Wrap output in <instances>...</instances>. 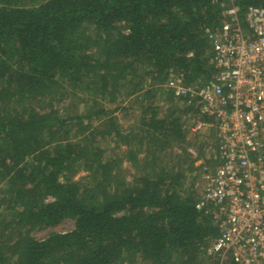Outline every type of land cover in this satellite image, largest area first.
<instances>
[{"label":"trees","instance_id":"1","mask_svg":"<svg viewBox=\"0 0 264 264\" xmlns=\"http://www.w3.org/2000/svg\"><path fill=\"white\" fill-rule=\"evenodd\" d=\"M213 1L0 0V264H220L206 256L218 230L195 208L181 121L192 108L160 115L147 99L153 87L123 133L103 105L122 89L138 93L146 78L160 88L175 73L188 84L207 79L206 30L221 21ZM67 87L79 103L75 90L90 98L61 116ZM108 139L125 147L120 158H103ZM78 171L86 175L73 181ZM65 219L72 230L31 236Z\"/></svg>","mask_w":264,"mask_h":264},{"label":"built area","instance_id":"2","mask_svg":"<svg viewBox=\"0 0 264 264\" xmlns=\"http://www.w3.org/2000/svg\"><path fill=\"white\" fill-rule=\"evenodd\" d=\"M213 2L221 21L206 30L212 74L188 84L175 73L162 88L194 111L185 114L186 141H205L187 152L195 208L218 230L206 256L264 264V7Z\"/></svg>","mask_w":264,"mask_h":264},{"label":"rangeland","instance_id":"3","mask_svg":"<svg viewBox=\"0 0 264 264\" xmlns=\"http://www.w3.org/2000/svg\"><path fill=\"white\" fill-rule=\"evenodd\" d=\"M36 2H41L42 0H35ZM156 83H153V81L150 78H146L145 81L143 82V85L141 89L139 88L138 93L134 95H127V91L124 89L118 91V94H116L115 101L112 103H107L105 101L103 103L104 107L109 108L110 110H114V116L116 117V122L120 125L121 131L124 133L128 132V130L131 129L135 124H137L138 119L140 117L141 109L143 108V103L141 102V93L145 90H149L151 88H158L154 89V97L151 96L150 98L148 97L147 99L156 103L157 105L160 106V115L165 114L166 110L169 109L171 106L179 109V110H184V104H182L180 101L175 100L174 98H169L168 93H166L165 89L162 87H158L155 85ZM68 90L67 93H69L70 99L65 100L61 104H59L57 107H59V113L61 116H67L71 115L73 113H78L79 110L81 112L83 111L84 108V102L86 99L90 98V95L86 92H81V90H75V92L78 93V96L81 97L84 100H81L79 103L78 97L72 98V88L67 87ZM86 98V99H85ZM118 107V108H117ZM185 115V114H184ZM185 116L181 119V121L184 122ZM96 122H91V125H94ZM192 142L186 141V145L188 147H191ZM205 143V141H202L201 139L197 140L196 142H193L192 145L194 146L196 144V147H199V145ZM100 148L103 149V158L104 159H109V158H120L122 156L123 150L125 147L123 145H118L112 143L109 139L108 140H100L99 142ZM187 147V148H188ZM174 153H178V147L174 148ZM122 168V173L125 176L127 175L126 179H130L128 177L133 173V169L128 164L127 162H123L121 165ZM186 179L187 182L190 181L192 177V173H190L188 170L186 171ZM85 173L82 171H78L73 177V181H81L85 177ZM2 207V206H1ZM1 211V210H0ZM73 229V221L70 219H65L58 223L55 226L52 227H41L38 229H35L31 232V236L36 239V240H42L46 238V236L52 232L56 233H65ZM125 264H144L140 259L138 258H133L129 261V263ZM206 264H211V263H206ZM225 264V263H224Z\"/></svg>","mask_w":264,"mask_h":264}]
</instances>
